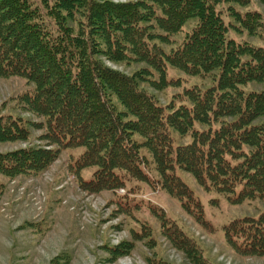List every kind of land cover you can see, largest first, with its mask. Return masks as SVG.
<instances>
[{
  "label": "trees",
  "instance_id": "1",
  "mask_svg": "<svg viewBox=\"0 0 264 264\" xmlns=\"http://www.w3.org/2000/svg\"><path fill=\"white\" fill-rule=\"evenodd\" d=\"M249 1L0 0V77L32 82L19 100L42 117L33 124L22 116L0 114V142L26 140L30 126L37 125L44 145L50 146L0 151V173L36 174L61 149L82 148L69 170L77 174L95 167L82 180L84 189L111 190L136 179L166 191L208 230L212 226L201 201L177 169L191 173L204 190L226 194L232 203L264 197V47L229 36L234 27L255 34L264 21L260 12L221 6ZM190 19L196 23L166 52L158 41ZM101 55L146 66L128 75L106 66ZM168 65L211 76L213 83L184 88L175 96L177 106L161 104L140 82L149 81L153 72L164 82ZM251 82L263 88L246 89ZM174 133L191 139L175 144ZM142 149L151 154L159 179L145 169ZM149 209L159 219L162 235L191 264H211L195 239L162 208ZM221 229L237 254L264 256V209L231 219ZM133 237L155 244L148 225Z\"/></svg>",
  "mask_w": 264,
  "mask_h": 264
},
{
  "label": "rangeland",
  "instance_id": "2",
  "mask_svg": "<svg viewBox=\"0 0 264 264\" xmlns=\"http://www.w3.org/2000/svg\"><path fill=\"white\" fill-rule=\"evenodd\" d=\"M228 5L241 13L260 12L264 21L263 0H250L245 5L221 4L224 8ZM228 18L238 26L233 18ZM195 23V19L187 20L179 31L167 34L166 40L158 44L168 52L181 43ZM155 31L163 33L159 28ZM229 36L264 47V25L255 34L234 27ZM100 58L106 66L128 75L146 66L132 59L126 62L112 61L103 55ZM165 79L160 81L159 73L153 72L149 81H141L140 85L161 104L175 106L180 102L175 96L184 88L194 84L205 88L213 83L211 76L188 74L171 65L166 68ZM32 88L33 83L23 77H0V114L12 113L34 121L33 124L40 122L42 117L26 110L19 100L22 92ZM262 88V84L254 82L246 86V89ZM114 102L124 110L117 99L114 98ZM42 131L37 125L30 126L26 140L0 142V151L27 146L48 148L50 146H45L40 138ZM174 139L175 144H184L191 137L174 133ZM81 149H61L56 159L36 174L10 177L0 173V264H150L156 260L191 264L185 254L162 235L160 221L152 214L150 206L162 208L167 218L193 237L211 264H264V256L237 254L225 242L221 229L236 217L257 215L264 209V197L232 203L226 194L214 189L204 190L191 173L177 169L204 207L206 219L212 226L211 230L204 229L181 208L177 199L159 187L136 179L125 180L123 186L111 190L84 189L82 180L90 178L95 167L83 168L77 174L69 170V163ZM141 152L147 158L145 169L149 176L159 179L151 154L146 149ZM143 225L151 228L155 244L133 237Z\"/></svg>",
  "mask_w": 264,
  "mask_h": 264
}]
</instances>
